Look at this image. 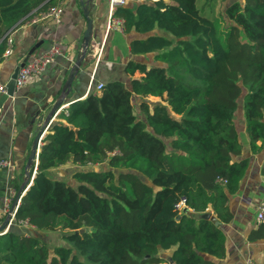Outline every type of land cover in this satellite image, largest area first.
Here are the masks:
<instances>
[{
	"label": "trees",
	"instance_id": "16d2710c",
	"mask_svg": "<svg viewBox=\"0 0 264 264\" xmlns=\"http://www.w3.org/2000/svg\"><path fill=\"white\" fill-rule=\"evenodd\" d=\"M62 1L0 0V61L9 32ZM114 16L124 33L140 36L131 52L151 61H129V86L107 83L60 113L63 122L41 140L16 221L59 232L63 244L51 249L37 234L9 230L0 236V264H215L225 257L228 199L249 168L236 127L241 98L250 150L264 145V0L145 1L119 6ZM69 163L77 167L72 182L51 177ZM181 196L183 212L175 209ZM263 239L264 223L249 236ZM161 250H173L168 260Z\"/></svg>",
	"mask_w": 264,
	"mask_h": 264
},
{
	"label": "crops",
	"instance_id": "0c3cea01",
	"mask_svg": "<svg viewBox=\"0 0 264 264\" xmlns=\"http://www.w3.org/2000/svg\"><path fill=\"white\" fill-rule=\"evenodd\" d=\"M80 2L81 0H63L59 4L63 9L60 23L51 19H41L35 23L32 18L23 20L11 31L14 41L12 54L0 61V82L7 85L15 68L36 45L39 48L32 56L45 54L53 46H57L61 52L41 75L25 87L16 89L13 97L0 99V161L11 162L9 169L0 170V228L7 218L5 204L10 192L13 191L16 198L26 183L28 174L32 179L37 168L38 157L33 166L28 165L37 132L45 127L46 134L53 124L62 123L60 113L66 112L72 103L86 99L89 94L98 93L97 85L120 81L129 86L130 79L125 74L129 61H151L150 55H134L131 52V41L140 38L139 35L108 29L109 0L90 2L92 7L89 18L93 21V28L91 41L85 48L84 34L88 24ZM139 3L131 1L127 6L135 8ZM76 66L78 70L74 71ZM70 77H73L71 91L65 95ZM132 99L138 101L136 96ZM147 100L155 102L153 97ZM58 101H61V105L51 116ZM135 109H138V105ZM236 127L243 146L241 157L249 159V168L240 183L239 191L228 199L233 217L229 223L221 225L226 238L225 257L213 261L215 264H245L248 259H253L258 264H264V239L249 240L250 234L259 228L256 212L264 199V145L253 154L243 116L236 122ZM40 147L41 143L37 153ZM60 169L62 168L51 170L50 175ZM5 229L7 232L14 230L25 235L37 234L33 228L17 227L14 224H7ZM172 251L161 250L159 256L168 260Z\"/></svg>",
	"mask_w": 264,
	"mask_h": 264
},
{
	"label": "built area",
	"instance_id": "2783aa9c",
	"mask_svg": "<svg viewBox=\"0 0 264 264\" xmlns=\"http://www.w3.org/2000/svg\"><path fill=\"white\" fill-rule=\"evenodd\" d=\"M131 1H138V2H145V1H152V0H109L110 6V14H109V23L108 29L109 30H116L121 33H124V21L120 18L114 16V12L117 7L125 6ZM63 13V9L60 5L50 8L46 13L34 16L32 18V22H38L41 19H51L56 23H60L61 15ZM4 40L6 41V50L3 54V58H8L12 52L14 47V41L11 37V32H9L5 37ZM61 55V52L57 46H53L50 51L40 56H31L27 63L19 70L16 82V89H21L29 84L32 80L36 79L41 73L45 70V68L54 62L56 57ZM104 85L99 84L97 85V91H101ZM7 95V85L5 83L0 82V99L4 98ZM46 130L43 131L41 138L45 136ZM41 143V141H40ZM39 143V144H40ZM11 167V162L9 160H1L0 161V170L9 169ZM32 183V179L29 181V185ZM28 185V186H29ZM27 186V188H28ZM15 203L14 193L13 191L10 192V197L6 200L5 204V212L7 214V218H9L8 226L12 224H16L20 227H30L28 221H16V213L20 204V199ZM187 208V199L183 196L180 197L179 201L175 204V209L179 212H183L184 209ZM256 223L258 226L264 223V199L260 203L257 208L256 212ZM7 229L0 233V236L5 234ZM245 264H258L253 259H248Z\"/></svg>",
	"mask_w": 264,
	"mask_h": 264
},
{
	"label": "water",
	"instance_id": "95a60500",
	"mask_svg": "<svg viewBox=\"0 0 264 264\" xmlns=\"http://www.w3.org/2000/svg\"><path fill=\"white\" fill-rule=\"evenodd\" d=\"M91 1L92 0H81V2H80V5H81L82 10L84 12V16L86 17L87 24H88L87 25V29H86L85 34H84V44H85L84 47L85 48L88 47V45H89V43L91 41V34H92V28H93V21L89 18V12H90V9L92 7V5L90 4ZM37 48H39V45H36L35 47H33L29 51L27 57L23 60V62L15 68V70H14V72H13V74H12L10 80H9V82L7 83V95L5 97H13L14 96V93L16 91V82H15V80L17 78L19 70L22 67H24V65L27 63L29 58L35 53ZM75 70H78L77 66L74 67V71ZM72 81H73V77H70V79H69V81L67 83V89L65 90V93H64L65 95L71 91V87L70 86L72 84ZM60 105H61V101H58L56 103L55 107L52 110L51 116H53L55 114L56 110L59 108ZM48 121H49V119H48ZM44 128L45 127H42L37 132V134L35 136V139L33 141V146H32V149H31V153H30L29 158H28V165L30 167L33 166L34 160L36 159V157H38L39 153H37V150H38L40 141L43 139V138H41V135H42V133L44 131ZM33 177H34V175H33ZM30 179H31V176H30V174H28V179H27L26 183L24 184V186L22 187V189L18 192V194H17V196L15 198V203L14 204H17L19 199L21 201V198L25 195L26 191L28 190V188L31 185V184L29 185V180ZM27 186H28V188H27ZM196 217H198V214H196ZM201 217L210 218L211 214L210 213L204 214ZM8 222H9V218H6L5 224L0 228V233L5 231V226L8 224ZM80 233H83V230H81Z\"/></svg>",
	"mask_w": 264,
	"mask_h": 264
},
{
	"label": "rangeland",
	"instance_id": "374dc122",
	"mask_svg": "<svg viewBox=\"0 0 264 264\" xmlns=\"http://www.w3.org/2000/svg\"><path fill=\"white\" fill-rule=\"evenodd\" d=\"M153 101H158L157 98H153ZM135 106L136 103H134ZM139 110L135 109V113L138 114ZM244 108H243V98L239 100L238 109L236 111V122H238L241 118V116L244 117ZM94 169H102L103 165L94 166ZM77 169L76 166L72 164H68L66 167L60 169L59 171L55 172L51 177L53 178H60L67 181H71V175L72 173ZM37 237L47 242L49 247L52 249L55 245L63 244L60 239V234L58 233H48L47 231H37ZM70 247V246H69Z\"/></svg>",
	"mask_w": 264,
	"mask_h": 264
}]
</instances>
